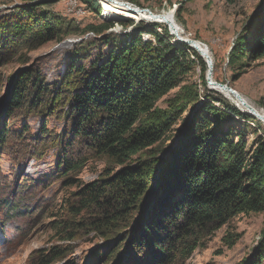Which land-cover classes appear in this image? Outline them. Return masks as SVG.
<instances>
[{"label":"trees","instance_id":"16d2710c","mask_svg":"<svg viewBox=\"0 0 264 264\" xmlns=\"http://www.w3.org/2000/svg\"><path fill=\"white\" fill-rule=\"evenodd\" d=\"M86 3L100 12L97 0ZM39 9L42 5L30 3L0 22V67L16 47L40 45L57 34L62 40L67 33ZM263 11L264 5L230 53L229 63H240L244 56L264 58ZM122 24L133 22L122 20ZM153 24V29L141 28L130 36L129 45L113 50L87 71L72 61L59 86L31 68L14 81L6 116L13 121L39 116L43 127L33 135L27 126L13 132L3 126L0 144L7 149L13 138V151L24 161L42 159L55 150L57 178L66 188H74L61 213L48 221L54 239L66 244L35 250L29 264L62 262L73 252L71 242L90 233L102 242L87 264H183L206 233L235 214L264 209V136L256 137L254 148H248L245 140L252 115L212 91L208 101L191 113L175 144L167 145L178 110L155 105L191 70L188 50H196L184 43L173 46L168 28ZM112 26L90 28L102 32ZM145 34L154 35L156 45L143 43ZM82 51L81 47L78 52ZM202 61V85L209 91L208 64ZM191 86L183 107L200 102L198 86ZM52 118L63 122L60 132L47 127ZM94 156L105 157L115 168L107 167L100 178L84 183L78 175ZM30 192L21 184L14 187L17 196H0V207L11 213L10 218L23 215L27 208L20 203ZM263 260L264 238L241 264H263Z\"/></svg>","mask_w":264,"mask_h":264},{"label":"rangeland","instance_id":"374dc122","mask_svg":"<svg viewBox=\"0 0 264 264\" xmlns=\"http://www.w3.org/2000/svg\"><path fill=\"white\" fill-rule=\"evenodd\" d=\"M123 1L157 13L174 12L185 34L209 46L215 64L213 70L215 81L233 87L264 112V58L254 60L244 56L240 63L234 65L229 63L230 53L238 46L242 35L247 34V27L252 24V18L264 5V0ZM97 2L100 6L99 13L87 4L86 0H0L1 24H4L5 20L19 7L39 3L42 5V9L39 10L48 12L52 21H58V25L67 32L62 40L57 34L51 41L40 45L18 46L14 53L8 55L7 62L0 67V129L4 126L13 132L27 126L30 134L33 135L42 130V117L22 116L13 121L6 116L14 81L21 72L31 68L35 74H40L49 84L56 83L59 86L67 75L68 66L72 61H76L79 65L83 64L87 71L92 63L104 61L113 50L116 51L129 45L130 36L134 33L153 29L155 26L153 24L155 22L148 23L135 20V18L107 14L106 0H97ZM263 13L264 11L261 14ZM122 20H131L133 25L126 26L122 24ZM109 23L113 26L102 32L90 28V26L97 27ZM162 24L163 27L168 28L169 35L172 36L170 42L173 46L179 45L180 38L171 33L172 26L170 27L167 23ZM142 41L153 46L157 43L156 38L151 34H145ZM81 47L84 51L79 53ZM195 50L197 53L188 50L191 70L155 105L161 110H178V117L171 131L173 136L167 141L170 147L185 130L191 113L198 105L201 106L202 102L208 101L207 96L212 91L218 97L225 98L232 107L246 113L220 90L211 88L208 84L209 91H207V86L202 85L204 74L202 60L205 58L197 49ZM191 85L198 86L200 102L183 107L193 88ZM215 105L222 111L232 114L219 102H215ZM252 117L254 119L248 121L246 127L245 140L248 148H254L253 145L258 135L264 136V122L255 116ZM235 119L238 120V117ZM239 120L241 123L245 122L243 118ZM241 126L238 124V129ZM47 127L54 132H60L63 122L52 118ZM12 141L13 138H10L7 149L0 144V181L6 182V184L0 183V196L8 195L10 198L17 196L14 193V187L20 184L28 187L31 192L20 203L22 207L27 208L23 215L10 218L11 213L4 207H0V222L2 221L0 225V264H29V256L35 250L48 248L54 244H66V242L54 239V231L50 228L48 221L53 218V214L61 213L64 201L74 191V188H66L57 178V152L55 150L47 152L42 159L24 161L23 156L19 157L13 151ZM27 142L32 143L30 140ZM107 167L115 168V165L105 157L94 156L89 159L87 166L78 176L84 183H88L100 178ZM23 178L28 180L22 181ZM263 238L264 209L238 213L220 228L206 233L201 238L200 247L183 264H241L244 259L250 258L259 249ZM101 242V239L94 233L83 234L71 242L73 252L68 254L62 262L55 264H64L70 260L75 264H87L90 255L93 256Z\"/></svg>","mask_w":264,"mask_h":264},{"label":"bare ground","instance_id":"6f19581e","mask_svg":"<svg viewBox=\"0 0 264 264\" xmlns=\"http://www.w3.org/2000/svg\"><path fill=\"white\" fill-rule=\"evenodd\" d=\"M106 3L107 14L117 15L124 18H135V20H141L148 23H167L170 25V27L172 26V29L174 31L173 34H175L178 38L188 40L193 39L191 36L185 34V31L183 30V28H181V25L176 20L175 15L173 14L174 12L164 11L161 13H157L152 10L143 9L138 5L123 0H106ZM193 45L195 46V49H197L202 54L209 51L212 57V53L208 45L207 48H205V46L199 43V41L197 42V44ZM214 65L215 64L213 61V67ZM213 80L215 79L213 78ZM212 88L220 90V92H222L227 98H229L236 106L243 108L248 113L252 111L254 113L253 115L256 118L264 122V112L258 109L257 106L252 104L249 99L242 93H239V91L236 90L240 94L241 98L227 89L217 86H212Z\"/></svg>","mask_w":264,"mask_h":264},{"label":"water","instance_id":"95a60500","mask_svg":"<svg viewBox=\"0 0 264 264\" xmlns=\"http://www.w3.org/2000/svg\"><path fill=\"white\" fill-rule=\"evenodd\" d=\"M127 5H129V4H127ZM171 30H172V27H171ZM171 33L173 34V31H171ZM180 41H181V43L189 44L193 48H195V46L193 44H197V42H198V40H195V39L188 40V39H183V38H181ZM199 43H201L203 46H205V48H207V45L205 43H203L201 41H199ZM202 56L205 58V60H206V62L208 64V67H209V69H208V76H207V82H208L209 86L211 88H212V86H217V87H221V88L227 89L230 92H232V93H234V94H236L237 96L240 97V94L233 87H229V85H227V84H222V83H219V82L213 80V70H214V67H213V60H212V57H211L209 51H207L206 53H203ZM246 113L254 116L253 115L254 113L252 111L249 112V113L248 112H246Z\"/></svg>","mask_w":264,"mask_h":264}]
</instances>
